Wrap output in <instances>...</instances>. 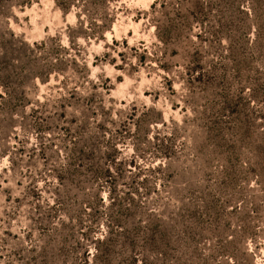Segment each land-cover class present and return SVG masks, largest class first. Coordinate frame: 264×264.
Listing matches in <instances>:
<instances>
[{"label": "rangeland", "instance_id": "obj_1", "mask_svg": "<svg viewBox=\"0 0 264 264\" xmlns=\"http://www.w3.org/2000/svg\"><path fill=\"white\" fill-rule=\"evenodd\" d=\"M157 223L109 264H264V0H0V264Z\"/></svg>", "mask_w": 264, "mask_h": 264}, {"label": "trees", "instance_id": "obj_2", "mask_svg": "<svg viewBox=\"0 0 264 264\" xmlns=\"http://www.w3.org/2000/svg\"><path fill=\"white\" fill-rule=\"evenodd\" d=\"M89 161L90 156L84 149H74L72 159L64 168L66 181L70 183L75 179H80L89 171L91 166ZM66 230L67 225L61 230L63 235L59 238V246L51 249L49 254L42 256V264H77L74 252L80 248L82 250V246L78 242L74 245L73 234H68ZM175 232V227L163 223H157L152 228H134L122 232L107 229L91 242V250L85 249L81 252V258L91 256L93 262L109 264L118 257L126 256L133 262L137 247L144 250L169 247L174 242ZM68 244H71L70 247ZM82 261L79 264H84Z\"/></svg>", "mask_w": 264, "mask_h": 264}]
</instances>
